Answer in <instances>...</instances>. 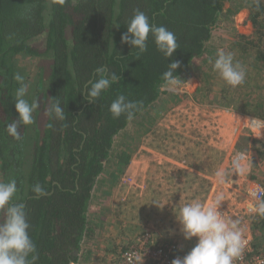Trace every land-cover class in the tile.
<instances>
[{"label":"trees","instance_id":"obj_1","mask_svg":"<svg viewBox=\"0 0 264 264\" xmlns=\"http://www.w3.org/2000/svg\"><path fill=\"white\" fill-rule=\"evenodd\" d=\"M234 1L0 0L2 182L16 181L17 193L11 203L26 206L28 231L38 254L36 264L78 262L80 244L89 229L87 215L97 178L105 171V164L111 162L109 182L116 185L140 140L136 142L134 136L128 148L113 157L115 137L134 119L155 109V103L165 95L161 91L162 74L169 63L180 61L176 75L183 82L197 78V94L203 98L212 96L215 77H220L209 61L215 59L223 44L216 39L214 30L225 12L238 13L231 6L226 8ZM136 10L144 12L153 25L164 26L175 34L179 48L171 58L156 49L151 35L143 54L121 43ZM251 11L254 34L238 32L231 46L234 53L246 59L248 56L251 64L263 72L264 25L260 22L264 2L257 1ZM20 56L47 61L24 97L39 105L33 113L35 122L20 127L22 140L17 141L8 135L6 126L18 120L14 98L20 85L14 75L19 73L26 83L18 64ZM100 67L115 72L120 79L93 104L85 96L87 87L98 78L96 70ZM240 86L226 84L221 93L222 106L264 121V94ZM119 95L142 103L131 121L123 115L114 118L109 111ZM252 95L257 97L251 99ZM57 96L63 101L64 121H55L46 114L49 98ZM143 121L141 134H147L153 120L145 117ZM256 147L264 161V142ZM36 184L45 189V195L33 192ZM3 219L4 212L0 210V222ZM130 247L124 246L123 251Z\"/></svg>","mask_w":264,"mask_h":264},{"label":"rangeland","instance_id":"obj_2","mask_svg":"<svg viewBox=\"0 0 264 264\" xmlns=\"http://www.w3.org/2000/svg\"><path fill=\"white\" fill-rule=\"evenodd\" d=\"M257 1L261 0H235L231 5L226 6V8L231 6V10L238 11V13L232 15V13L225 12L221 16L214 34L217 37L216 39L220 38L221 44L223 43L220 47L222 48L221 50L230 52L234 57V61L239 62L246 70L245 81L240 87L245 90L255 88L264 94V71L262 72L254 67L248 56L246 59L245 56L242 57L241 53H234L231 46L238 32L252 31L254 34L255 28L250 16L251 10ZM262 1L264 2V0ZM247 23L251 24V29L246 28ZM260 23L264 25V15ZM40 43H43V41ZM46 61L42 57L20 56L18 58V64L24 72L29 90L32 84L39 79L41 68ZM196 80L197 82L187 84L188 94L162 95L159 101L155 103V109L143 117L140 116L134 119L131 125H128L126 129L115 137L111 152L113 157L120 154L122 150L127 149L135 136L137 137L136 142L140 138L138 143H136L140 148L137 149L136 154L139 151H142V154H147L148 163H145L144 167L142 166L137 171V175H135L137 187L125 188L123 186L119 187L123 176L116 183V187L110 184L109 176L112 164L111 162L105 164V171L98 177L99 181L97 180V183H101L90 201L87 215L89 229L80 244L78 260L80 262L75 264H124L120 258V251L123 250V245L130 244L139 234L145 231L151 232L160 242H177L185 250L190 251L195 245V238H192V240L183 238L180 231L181 226L176 219V215L179 207L184 204L194 200H199L204 204L210 201V194L213 189V183H210V176L214 178L216 169L223 162L224 153L213 146L210 147L200 142L192 128H187L186 125L181 126L185 113L180 114L176 119L173 118V122L169 127L161 125L160 122L164 118L169 120V117H174L176 113L170 114L175 106L179 110L186 111L187 108L182 107L180 104L185 99L193 97L201 104L218 109V113L226 120L225 125L224 123L222 124L223 136L225 139H231L229 142L231 144L235 123L234 119L228 116L230 114L225 112L230 110L233 114L242 115L236 112L234 108L222 106L221 93L225 89L226 83L221 78L216 79L215 77L213 94L209 98H203L197 94L196 87L199 88L200 82L197 78ZM254 96L252 95L251 99L257 97ZM145 117L153 120V127L149 133L141 134L145 127H142L140 122H144L143 118ZM241 121L243 122L242 118ZM173 126H178V128L175 127L176 132ZM247 134L249 136L244 135L238 140L236 150L243 151L250 157L251 178L256 177L257 179L253 178V180L260 182L264 186V161L260 160L257 151H255L257 149L256 145L261 141L251 137L250 133ZM225 142L226 145L227 141ZM142 147H145V149L148 147L156 149L150 152ZM164 150L166 151L163 152ZM171 158L181 162L178 164ZM0 182H2L1 163ZM221 189L222 187L220 186L217 190ZM96 214L109 216V218L108 220H104V218L98 219ZM259 219H261L259 222L264 224V217L259 216ZM236 220L240 221L243 235L252 232V228L249 226L254 218L245 216ZM120 231L126 232L127 236ZM114 233L115 235H113ZM126 237L128 238L127 241L124 240ZM256 245L258 250L264 249V235H262L261 241H258Z\"/></svg>","mask_w":264,"mask_h":264},{"label":"clouds","instance_id":"obj_3","mask_svg":"<svg viewBox=\"0 0 264 264\" xmlns=\"http://www.w3.org/2000/svg\"><path fill=\"white\" fill-rule=\"evenodd\" d=\"M63 3V0H60ZM127 31L121 36V43L138 50V55L148 50V40L151 35L156 49L167 59L171 58L179 48L175 34L164 26L153 25L148 16L136 10L128 21ZM212 70L228 85L237 87L244 83L246 70L234 61L230 52L218 50L214 60H210ZM180 67V61L168 64L167 70L162 74L161 91L181 88L183 82L176 75ZM97 79L87 87L85 99L96 103L102 93L107 91L120 77L115 72H110L106 67L97 70ZM19 83L15 91V110L18 120L8 123L6 131L9 136L17 141L22 140L21 126L33 124V113L39 107L33 101L29 103L24 97L28 93V84L24 83V77L19 73L14 75ZM51 103L46 109V114L55 121L66 119L63 103L59 96L49 98ZM142 103L130 101L125 95H119L109 106V111L114 118L122 115L131 121L136 112L140 110ZM261 121H255V126H260ZM251 162L247 155L238 151L233 158L231 168L220 166L214 173L217 184H224L229 176H244L250 172ZM33 192L37 195H45V189L36 184ZM248 195L255 201L250 212L264 217V186L252 184L248 188ZM17 193L15 180L7 183L0 182V210L4 212L3 222H0V264H36L38 254L36 245L29 235L30 224L27 219L26 206L23 203H11ZM223 196L218 194L214 201L207 204L194 200L179 207L176 219L180 224V231L185 240L196 238L195 245L183 257L177 256L171 264H234L242 256L248 243L243 236V229L239 220L226 219L219 209ZM130 264H143V256L138 253L129 254Z\"/></svg>","mask_w":264,"mask_h":264},{"label":"built area","instance_id":"obj_4","mask_svg":"<svg viewBox=\"0 0 264 264\" xmlns=\"http://www.w3.org/2000/svg\"><path fill=\"white\" fill-rule=\"evenodd\" d=\"M190 79H188L185 84H182L181 88L175 90H164L162 93L165 95H178L180 93L188 94L189 89L186 86L187 84H190ZM180 105L184 108H187V110H179L175 106V108L171 111L172 113L170 114L172 115L176 113L174 114V117H169V120L164 118L161 120L160 124L165 125V127H169V125L173 122V118L176 119L180 116V114L185 113V117H183L184 120L182 121L181 126L186 125L187 128H192L194 130L193 132L196 134V138L200 140V142L207 144L210 147L213 146L224 153L223 162L220 166L231 168L233 158L238 152L236 150L238 140L244 135L249 136L247 133H250L251 137L254 139L264 142V123H262L260 126H255L254 124V120L264 122L263 120L245 115L240 116L236 113L233 114L230 110L229 112H225L230 114L228 116L231 119H234L235 123V128L233 127L232 133L234 135L233 140L230 144V139V141L225 145V141H227V139H225L223 136L222 124L224 123L225 125L226 120L225 118L223 119L220 113H218L217 108H211L206 104H201L193 97L185 99V101L181 102ZM241 118L243 119V122L241 121ZM173 127L174 131L176 132V128H178V126ZM247 160L250 162V157L248 155ZM250 173L251 171L244 176H229L224 184H217L215 178H211L210 183H213V189L211 190L210 201L207 203L214 201L215 197L220 194L223 196V201L221 202V207L219 210L224 213L226 219L236 220L245 216L259 219L258 214H254L249 211V209L255 205V201H253V199L248 195L247 190L252 184H259L261 186L263 185L260 182L253 180ZM122 186L124 188L137 187L135 177L125 176L121 181V187ZM220 186L222 189L218 191L217 189ZM259 232L263 234L264 230ZM243 236L248 241V243L242 253V256L238 258L234 264H264V249L258 250V246L256 245L257 242L255 243V236H253L251 233L244 234ZM130 243L132 245L127 244L131 246L129 249L127 248L124 251H120V258L125 264H130L129 254L133 252L143 256V264H171V261L174 258L177 256L183 257L188 252L187 250L182 249L177 242L156 241L153 234L149 231L139 234Z\"/></svg>","mask_w":264,"mask_h":264},{"label":"crops","instance_id":"obj_5","mask_svg":"<svg viewBox=\"0 0 264 264\" xmlns=\"http://www.w3.org/2000/svg\"><path fill=\"white\" fill-rule=\"evenodd\" d=\"M248 25L246 26V28H252V26H251V24H249V23H247ZM250 28V29H251ZM193 82H197V80H196V78H191L190 79V81H189V83L191 84V83H193ZM196 89H198V87H196ZM166 133V132H165ZM230 141V139L228 140L227 139V142H229ZM259 144H261L262 143V141L261 142H258ZM145 144V143H144ZM143 148V147H142ZM137 149H140L139 147L137 148ZM137 149H135L133 152L134 153H132V160H131V162H130V164H129V166L126 168V170H125V172H124V174L121 176L122 177V179L125 177V176H134L135 177V175H137V171L139 170V169H141V167L143 166L144 167V165H145V163H148V161H147V159H148V157L146 156L147 154H142V151H139L137 154H136V151H137ZM144 150H146V151H150V152H152L153 150H155L156 148H153V147H148V148H146L145 149V147L143 148ZM158 150H159V148H158ZM166 150H164L163 152H165ZM159 152H160V150H159ZM170 156V155H169ZM139 158H140V161H139ZM172 160H174V161H176L175 159H173V158H171ZM178 160V159H177ZM176 162H178V164L181 162V161H176ZM252 166L254 167V165H253V162H252ZM192 168H194V167H192ZM111 170H112V168H111ZM217 170V169H216ZM104 173V172H103ZM211 177L212 176H210V179H211ZM122 179H121V181H122ZM255 179V178H254ZM257 179V178H256ZM97 180H98V178H97ZM99 181V180H98ZM211 181V180H210ZM101 183V182H100ZM100 183H97L96 182V184H95V186H94V189H93V191H92V197H94V193L96 192V190H97V188H98V186H99V184ZM117 186V184L114 186V187H116ZM119 187H121V184H120V186ZM104 215H99V214H96V217L98 218V219H101V218H104V220L106 219V220H108V218H109V216H104ZM261 219H254L253 221H252V224L249 226V227H251L252 228V232H251V234L253 235V236H255L256 238V240L257 241H255V243L256 242H258V241H261V236L262 235H264V234H262V233H260L259 231H262V230H264V224H263V222H259ZM263 220V219H262ZM93 223H95V221H93ZM121 232V231H120ZM121 233H123V235H125V236H127V234H126V232H121ZM113 235H115V233L113 234ZM127 237H126V239L124 238V240L125 241H127ZM123 239H122V241H124ZM261 243V242H260ZM124 246H127V244H125V245H123V247ZM185 250V249H184ZM187 251H189V250H187ZM112 261H114V260H112ZM78 262H80V261H78Z\"/></svg>","mask_w":264,"mask_h":264}]
</instances>
